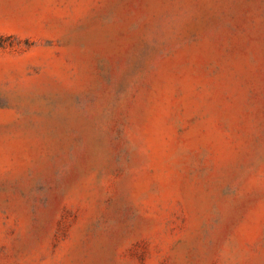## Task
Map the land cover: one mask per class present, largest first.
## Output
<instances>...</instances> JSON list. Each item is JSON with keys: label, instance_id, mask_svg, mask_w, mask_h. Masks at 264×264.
Segmentation results:
<instances>
[{"label": "rangeland", "instance_id": "rangeland-1", "mask_svg": "<svg viewBox=\"0 0 264 264\" xmlns=\"http://www.w3.org/2000/svg\"><path fill=\"white\" fill-rule=\"evenodd\" d=\"M0 264H264V0H0Z\"/></svg>", "mask_w": 264, "mask_h": 264}]
</instances>
